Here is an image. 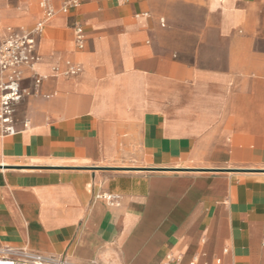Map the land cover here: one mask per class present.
<instances>
[{
  "label": "crops",
  "instance_id": "obj_1",
  "mask_svg": "<svg viewBox=\"0 0 264 264\" xmlns=\"http://www.w3.org/2000/svg\"><path fill=\"white\" fill-rule=\"evenodd\" d=\"M38 2L0 0V44ZM37 55L0 135V247L264 264V0H83Z\"/></svg>",
  "mask_w": 264,
  "mask_h": 264
},
{
  "label": "built area",
  "instance_id": "obj_2",
  "mask_svg": "<svg viewBox=\"0 0 264 264\" xmlns=\"http://www.w3.org/2000/svg\"><path fill=\"white\" fill-rule=\"evenodd\" d=\"M59 7L56 9L53 0H40L38 7L42 18L30 28L8 29V36L0 44V72L4 78L0 83V135L13 136L17 133L15 110L21 103L24 92L21 83L26 71L31 72V79L39 85L42 77L34 72V67L39 58L37 55V39L43 33L45 25L57 14H67L71 9L78 8L83 0H57ZM82 38L78 39L81 48ZM79 72L78 67H70L68 75ZM109 203L113 201L108 200ZM0 264H62L58 261L46 260L40 254L27 248L0 247ZM163 264H179L178 261L167 259ZM188 264H197L191 261ZM214 264H222L216 260ZM230 264V263H226Z\"/></svg>",
  "mask_w": 264,
  "mask_h": 264
},
{
  "label": "rangeland",
  "instance_id": "obj_3",
  "mask_svg": "<svg viewBox=\"0 0 264 264\" xmlns=\"http://www.w3.org/2000/svg\"><path fill=\"white\" fill-rule=\"evenodd\" d=\"M40 1V0H39Z\"/></svg>",
  "mask_w": 264,
  "mask_h": 264
}]
</instances>
